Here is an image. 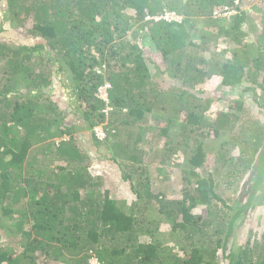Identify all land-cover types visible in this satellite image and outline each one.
Here are the masks:
<instances>
[{
    "label": "trees",
    "instance_id": "16d2710c",
    "mask_svg": "<svg viewBox=\"0 0 264 264\" xmlns=\"http://www.w3.org/2000/svg\"><path fill=\"white\" fill-rule=\"evenodd\" d=\"M245 1L0 0L3 18L17 25L31 20L27 38H14L11 47L0 40V264H70L71 256L72 264H89L92 253L99 264H218V250L225 251L228 238L236 236V222L245 219L264 178V127L254 131L253 142L241 140L253 145L249 167L254 175L246 183L253 180L254 192L243 204L239 197L231 207L223 202L229 215L224 210L210 214L212 203L221 198L213 177L204 172L208 158L201 138L228 137L234 124L214 96L204 102L202 95L185 94L201 85L198 90L204 93L212 75L223 87L264 90V17L255 7L260 28L245 29ZM168 12L181 19L147 18ZM227 12L232 13L226 17ZM219 36L229 45L220 54L214 51ZM96 67H103V73ZM153 70L162 76L159 82ZM60 71L68 80V103L80 114L76 127L63 124L65 113L45 96L50 77ZM105 81L111 84L107 96L112 110L107 112L105 102L94 95ZM166 83L170 89H163ZM212 102L216 110L209 119L206 110ZM238 104L235 108L241 110ZM155 111L161 113L157 128L148 117ZM99 125L107 134L102 142L94 130ZM122 127L128 129L125 137L119 135ZM82 129L90 132L94 150L111 152L104 157L109 167H121L125 197L102 189V177L91 178L89 169L97 170L96 164L82 165L85 154L76 145L79 132L75 134ZM240 132L229 136L238 145ZM55 134L70 140L52 149L47 138ZM229 139L221 141L225 150ZM39 153H53L66 165L42 167L46 160ZM175 153L189 154L187 172L196 177L179 202L167 198L159 169ZM117 155L123 163H117ZM127 197L135 201L127 203ZM198 205L209 207L206 217L196 212ZM156 216L172 233L180 230L185 244L179 254L153 233L151 227L160 229L162 222ZM249 241L229 252V264L262 263L264 250H258L264 246Z\"/></svg>",
    "mask_w": 264,
    "mask_h": 264
},
{
    "label": "rangeland",
    "instance_id": "374dc122",
    "mask_svg": "<svg viewBox=\"0 0 264 264\" xmlns=\"http://www.w3.org/2000/svg\"><path fill=\"white\" fill-rule=\"evenodd\" d=\"M255 7L259 8L260 14L264 17V0H246L245 3L242 5V8L244 10L248 11L247 19H246V25L244 26L245 29L252 31L250 28L251 25H254V28L258 30L260 28V24L256 22L255 19ZM227 14V13H226ZM178 15V14H177ZM225 16V15H224ZM229 14L226 15L228 17ZM148 18V17H147ZM177 19H181V16L178 15ZM264 19V18H263ZM0 27H3V31L0 32V40L1 38L5 39L8 43L7 45L11 47L12 45L10 43H13L12 40L14 38L25 39L27 38V33H25V29L30 27L31 20L30 18L25 19L21 24H18L11 21V19L3 18V12L0 11ZM227 24V21H224L223 24ZM203 25V23H200ZM254 29V30H255ZM256 30L253 34L256 33ZM224 37L219 36L217 38V44L214 47V51L219 53L223 47L227 46L228 44L224 42ZM227 39V38H226ZM252 38L248 39L247 43L248 45L252 46L253 51H255L254 43H252ZM229 46V45H228ZM213 49V47L211 48ZM211 51V50H210ZM211 53H214L211 51ZM206 59L210 57V53H206L204 55ZM169 65V64H168ZM54 69L51 68V73L54 72ZM49 72V70H47ZM155 70H153V75L155 76V81L161 80V75L159 73H154ZM65 72L60 71L59 74H53L52 77H50V88L45 89V93L47 96L46 99L53 103L58 110H61L65 113V117L63 120V124L72 125L73 127H76L77 124L80 123L79 116L77 113H74L72 111L71 105L68 103V97H67V89L64 86L65 84H68V80L65 76ZM58 77L57 80L54 79L55 77ZM164 77V76H163ZM61 78V80H59ZM219 77L218 75H212L210 79L205 82L204 84V93L199 92L198 89L202 88L201 86H197L196 90L188 88L185 96H189L190 94H197L198 96L202 95V98L205 101L206 98L215 97V102L220 105V109L222 111L228 112L232 119V124H234V127L229 132L228 137L223 136L220 137V139H208V137L201 138L202 143L201 145H204V151H206L208 162L203 164L204 172H207V175H211L214 180V187L215 191L218 193L219 197L221 198V201L216 200L212 203L210 207V214L211 212H217L218 210H224L228 215L232 212L231 209L228 207L233 206V203L235 202V199L237 197L241 198V203L243 204L246 199L247 195L251 192H254V189L252 187L253 180L246 183V179L250 177L252 179L254 173L251 172V167H249V161H253V157L251 156L252 153V146L250 143L254 141L256 130H262L264 127V90L258 89V88H251L249 90L244 91L245 86H236L233 88L229 87H223L218 83ZM62 82V83H61ZM173 85V84H172ZM64 86V87H63ZM163 89H170V83L162 84ZM173 88V87H172ZM177 91H180L181 88L177 87L174 88ZM179 89V90H178ZM174 92V91H173ZM190 94H189V93ZM172 95L171 97L173 98ZM186 97L184 99H186ZM176 98V97H175ZM174 99V98H173ZM182 99L180 101L181 108L185 105V100ZM198 100H202L201 98ZM207 100V99H206ZM235 102L239 103L237 107L241 105V110L236 109ZM213 104V105H212ZM212 106L206 110V117L209 119L212 116L211 110L214 112L216 110V105L214 102H212ZM47 105L43 107L44 111H46ZM84 109V108H83ZM233 115L237 117L236 119L233 118ZM149 123L155 126L157 128V125H161L159 122V119L161 117V113L155 111L154 113L149 114ZM108 124V121H104L103 125ZM244 124L242 129L240 126ZM102 126V125H101ZM123 128V127H122ZM239 130V139H240V145L234 143V139H229V136L233 133L236 135L237 131ZM158 131V130H156ZM156 131L152 133H156ZM73 132V129H72ZM78 134L77 139V147L81 150L83 154H85V159H83L82 165L87 166L89 162L96 164L97 170L89 169L91 178L94 177H102L101 182L104 184L103 187H108L114 191H116L120 195L127 194V187L126 185L122 184L120 179L121 178V167L114 169L115 166L109 167L108 162L105 161L104 157L107 154L108 156H111V152H107L106 149H99V148H92L94 146V143L90 141V132L85 130H79L75 132V134ZM128 133V129L123 128L121 133L119 135H122L123 137L126 136ZM154 134L151 136L154 137ZM147 136V135H146ZM135 139V136H133ZM161 138H164L161 136ZM230 140V147L228 146L229 150H225V145H221V141H228ZM242 139H246L250 143L247 144V142L242 141ZM70 136L66 134L62 135H53L50 138H47V143H50L53 147L52 149L56 148V145H59L62 141H69ZM102 142V140H99ZM126 141V140H125ZM263 142H259L258 147H262L260 144ZM38 145H43L42 142ZM139 148L144 147V143H138ZM257 147V144H255ZM35 147V146H34ZM91 147V148H89ZM88 148V149H87ZM129 148H131L129 146ZM93 150V151H92ZM218 154L222 155V157H219ZM106 155V156H107ZM189 155V154H188ZM188 155H180L178 153L173 154V159L168 162L165 166H160L161 170V178L164 179L167 182L166 184H163L162 188L166 191V193H169V196L167 198H170L169 200H174L179 202L183 196H185V190H190L191 187L194 185L196 177H192L188 175V169L187 166L189 164L188 160H186L185 157ZM39 158L45 163H40L38 167L42 164V167H46L48 164L52 163L55 165H66V163L60 159H58L55 154L52 153V155H47L46 153H39ZM172 156V155H171ZM252 157V159H251ZM256 157V156H255ZM118 160L117 163H123L122 158L116 156ZM251 159V160H250ZM146 162H143L142 166L144 168ZM137 167V163L135 164ZM201 167V168H203ZM206 167V169H205ZM102 168V169H99ZM94 169V168H93ZM126 167L124 168L125 171ZM140 170V169H138ZM123 172V171H121ZM137 179V178H134ZM188 180H191L189 183ZM156 183L158 184L159 181L157 180ZM163 183V182H162ZM191 184V185H190ZM136 187H138V184H135ZM162 185V184H161ZM128 186V185H127ZM129 187V186H128ZM127 190V191H126ZM183 190V191H182ZM112 196H114L113 192H111ZM120 195L116 196V198H119ZM255 197L253 206L250 205L249 208L246 209V217L245 219L240 218L236 222L235 231L236 236L231 235L228 240L227 244H225V251L219 249L217 253V259L218 264H229V257L228 254L230 251L236 252L241 247H244L247 242L253 246V245H262L264 246V178L262 179V183L260 184L258 189H255ZM127 203L135 201L132 197H127ZM223 202L228 207L223 206ZM196 212H201V216L206 217V213L209 210V207L198 205ZM158 215L157 213H155ZM154 216V215H153ZM152 216V217H153ZM228 217V216H227ZM226 217V218H227ZM154 219V218H151ZM160 222V229L156 226H152L151 229L153 230L154 234H158L160 236V241H163L164 246L166 247H173L174 251L178 254L181 252L182 244H185L184 239L181 240L178 232L180 230H177L175 233H172L170 231V226L167 225V222L163 219L157 218L154 220ZM221 235L220 237H222ZM144 237H142L143 239ZM187 242V241H186ZM264 249H259L258 253L262 254V251ZM78 257V256H77ZM94 254L90 256L88 259L89 264H91ZM70 264L73 262V256L69 258ZM4 264V263H3ZM41 264H46V262H42ZM65 264V263H63Z\"/></svg>",
    "mask_w": 264,
    "mask_h": 264
},
{
    "label": "clouds",
    "instance_id": "9594fccd",
    "mask_svg": "<svg viewBox=\"0 0 264 264\" xmlns=\"http://www.w3.org/2000/svg\"><path fill=\"white\" fill-rule=\"evenodd\" d=\"M176 15H177V14H176ZM159 16H160V15H157V16H155V17H159ZM150 18H151V19H152V18L154 19V17H150ZM160 19H163V18H160ZM154 20H156V19H154ZM157 20H158V19H157ZM95 70H96L97 73H103L104 68H103V67H96ZM110 87H111L110 82H109V81H105V82H103V84H101V85L96 89L95 94H94L96 97L102 99V100L105 102V104H106L105 109H104L105 112H107V111H111V110H112V107L108 105L109 100H108V96H107V89L110 88ZM101 91H103V92L105 93V96L102 95V94H100ZM94 130H95L96 134L99 136V140H103V138H106V135H107V134H104V137H101V136L98 134L99 131H102V132H103V127H102L101 125H99V126H95V127H94ZM103 133H104V132H103Z\"/></svg>",
    "mask_w": 264,
    "mask_h": 264
},
{
    "label": "built area",
    "instance_id": "2783aa9c",
    "mask_svg": "<svg viewBox=\"0 0 264 264\" xmlns=\"http://www.w3.org/2000/svg\"><path fill=\"white\" fill-rule=\"evenodd\" d=\"M232 12H227V14H231ZM177 16L174 12H168V13H164L162 15H160L159 17H154V19H160V18H163L165 20H178L177 19ZM150 18V17H148ZM100 94L104 95L105 96V93L103 91L100 92ZM98 134L101 136V137H104V133L102 131H99ZM95 260H92L91 261V264H99V262L97 261L96 258H93Z\"/></svg>",
    "mask_w": 264,
    "mask_h": 264
},
{
    "label": "water",
    "instance_id": "95a60500",
    "mask_svg": "<svg viewBox=\"0 0 264 264\" xmlns=\"http://www.w3.org/2000/svg\"><path fill=\"white\" fill-rule=\"evenodd\" d=\"M261 264H264V258H263V261H262V263Z\"/></svg>",
    "mask_w": 264,
    "mask_h": 264
}]
</instances>
